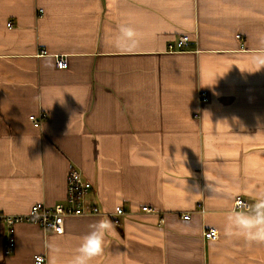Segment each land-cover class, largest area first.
I'll return each instance as SVG.
<instances>
[{
    "label": "crops",
    "instance_id": "1",
    "mask_svg": "<svg viewBox=\"0 0 264 264\" xmlns=\"http://www.w3.org/2000/svg\"><path fill=\"white\" fill-rule=\"evenodd\" d=\"M121 25L137 47L115 43ZM183 34L186 48L169 51ZM256 56L264 0H0V213L66 203L69 166L101 210L67 217L63 234L20 222L7 255L1 222L0 264H49L50 241L66 262L101 220L115 231L93 264H264V241L225 233L237 196L250 208L264 197ZM210 227L218 239H205Z\"/></svg>",
    "mask_w": 264,
    "mask_h": 264
},
{
    "label": "built area",
    "instance_id": "2",
    "mask_svg": "<svg viewBox=\"0 0 264 264\" xmlns=\"http://www.w3.org/2000/svg\"><path fill=\"white\" fill-rule=\"evenodd\" d=\"M10 27L12 22L7 24ZM238 38H242L241 34H237ZM190 34H183L178 39L172 40L171 43L167 45L169 51H179L184 50L188 43L191 41ZM40 53L48 54L47 50L43 48ZM67 65L66 56L57 55L56 57V67L65 68ZM209 99V93L206 90H202L200 93V102H205ZM48 117V112H42L39 116L32 114L30 120L32 119L36 125H40L45 118ZM70 169L67 174V193H66V203H57L55 205H46L45 203L38 202L35 203L30 212L20 215H7L0 213V223H4L6 227L5 234V254H12L15 250L16 241V225L20 222H30L39 225L44 231H53L56 234H63L65 232V219L67 217L75 216H89L91 214H100L101 210L96 205L89 206L86 202L87 194L92 186L91 181H86L84 179L82 171L78 167L69 166ZM235 209L238 211H248L250 204H248L243 197L237 196L235 201ZM115 223L119 224L120 216L127 215L128 212L123 208L122 205L115 207ZM145 212H155L156 210L152 207H142ZM189 214H183L184 219H189ZM205 239L216 240L219 238L217 230L213 227L206 228L204 231ZM45 256L43 254L35 255L36 264H44Z\"/></svg>",
    "mask_w": 264,
    "mask_h": 264
},
{
    "label": "clouds",
    "instance_id": "3",
    "mask_svg": "<svg viewBox=\"0 0 264 264\" xmlns=\"http://www.w3.org/2000/svg\"><path fill=\"white\" fill-rule=\"evenodd\" d=\"M115 43L128 49L138 46V34L129 25H121ZM259 71L264 68V56L253 58ZM110 221L101 220L90 225V231L81 238L71 256L64 261V250L56 241L47 245L49 264H93V261L102 256L106 246V234L114 232ZM225 233L231 237L241 235L249 240L264 241V197L261 202L249 208L247 212L229 211L226 216Z\"/></svg>",
    "mask_w": 264,
    "mask_h": 264
}]
</instances>
